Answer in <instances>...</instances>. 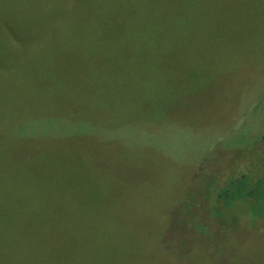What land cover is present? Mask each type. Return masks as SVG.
Returning a JSON list of instances; mask_svg holds the SVG:
<instances>
[{"label": "rangeland", "instance_id": "rangeland-1", "mask_svg": "<svg viewBox=\"0 0 264 264\" xmlns=\"http://www.w3.org/2000/svg\"><path fill=\"white\" fill-rule=\"evenodd\" d=\"M53 2L0 0V264H41L40 254L45 264H57L54 243L66 244L60 229L75 211L90 210L88 201L76 200L94 192L102 202L111 187L105 201L132 215L144 245L134 251L116 231L89 228L96 243L122 245L127 253L120 257L138 253V264H264V5L116 0L128 15L121 29L143 31L128 46L122 37L120 46L88 51L78 43L60 50L58 36L38 47L47 20L74 14L72 4L52 17ZM105 23L99 32L113 34ZM87 52L94 79L55 105L60 62L88 60ZM243 176L226 196L230 207L221 221L214 201Z\"/></svg>", "mask_w": 264, "mask_h": 264}, {"label": "trees", "instance_id": "trees-1", "mask_svg": "<svg viewBox=\"0 0 264 264\" xmlns=\"http://www.w3.org/2000/svg\"><path fill=\"white\" fill-rule=\"evenodd\" d=\"M240 1L241 0H238L239 3H241ZM259 1L264 5V0ZM115 3L116 0H82V3L80 2V0H54L52 17H54L55 14H59L64 6H71L72 4L74 14L70 19L56 17L55 20H47L45 22L44 29L40 30L41 41H38V47L42 46L43 44L49 45L51 42L54 43L55 39H57L58 36L60 40V50H67L72 44L78 43L86 45L87 50L89 51L91 50V47H96L94 45H99L101 48H106V46H120L117 42V38L124 37L128 40V38L133 33L132 38L129 42H126V39L124 40V38L122 39L125 42L124 46L130 45V42L133 40V36L137 33H141L143 30L134 28V26H132L131 31L128 29V27H126V30L121 29L122 24L128 18V15L126 14L125 10L118 8ZM155 4L156 3L153 4V7L155 6ZM102 7L104 9L103 17L101 12ZM110 7L117 8L119 10V13H117L115 16L105 14V9ZM20 13L24 20L23 29L27 30L29 8L26 2L22 3ZM105 18L107 19L108 25L112 26L114 31L113 34L99 32L101 28L107 26L105 23ZM48 28L51 29V33H49ZM70 28H72L73 30L83 29L84 31L81 33L70 32L68 31ZM120 29L123 33V36L120 32ZM57 34H59L60 36ZM76 49L78 48H75L73 50ZM73 50H70L68 53L70 54V52ZM85 56L88 57V60H75L69 58L60 62L65 66L60 68L57 72V78L59 79V82L54 85L55 105L62 107L64 101L73 100L77 96V87H81L82 89L88 87V85H86V82L94 79L96 64L93 60L90 59L92 53L87 52ZM0 57H3V53H0ZM64 70L71 71L74 74V77L72 79L65 78L63 76ZM84 70H88L91 73L89 78L81 75L82 71ZM69 83H72V87L69 86ZM93 86L94 84L92 85V87ZM1 106L3 105L0 104V107ZM8 115L10 116V118L16 116L10 111L8 112ZM83 136L87 135L81 133V135H79L78 137ZM234 161L239 162L237 165L243 164V162L241 163L240 157L236 158ZM231 174H233L232 171ZM255 174L256 172L253 174V176ZM245 178L246 177L244 176L238 178L235 177V179H232L228 183V185L226 187H223V189L218 193V196L214 201L215 205L217 206V209H215V213L217 215V218L221 221L223 220V218H225L224 214L230 207L229 203L225 201L226 196H228L229 192L232 190L233 185L236 182H242L245 180ZM247 179V183L250 182L251 184L252 178L250 176H247ZM250 184H248L249 187ZM116 192L117 191H115L114 195H117ZM109 193L113 195L112 187L108 193L104 194L103 198L101 199L102 202L95 199L96 196L94 192L91 193L92 196L90 197L76 200V203L79 202L80 204H84L88 201L86 204H88L90 210L86 215L82 214L80 210L75 211V214H71L68 217V219H70V226L66 225L68 229H60L62 231L60 235H64L66 238H64L62 241L66 244L58 246L59 243H54L52 257L54 256L56 258L57 264H138L141 261H136V257L139 255L138 253L133 254L132 258L120 257L119 255H125L127 253L126 250L122 249L123 244H125L127 247H130L134 251H137L139 249V245H144L145 242L143 239H141L143 229L141 227L140 231L136 233L133 226L132 215L128 214L125 210H117L116 207L112 206L113 204L105 201L106 199L110 200L112 198ZM237 199H242V197L239 196ZM232 201L233 200H230V202ZM85 205L83 206V208H85ZM103 208H105L104 212H101ZM106 209H108L109 212H105ZM97 215L100 216L98 217ZM101 221H103V223L105 224L112 223L113 228H110V226L102 227ZM131 225L133 227V231L130 228ZM90 226L99 229V231L105 230L103 231L104 233L111 230H114V232L116 231V236L119 241L122 242V245L120 246L118 244L112 243L108 244L107 240L102 242L103 245L96 243L94 241L95 237L93 236L95 235L94 229L89 228ZM226 227L231 228L228 226ZM83 230L85 231L83 232ZM97 231L98 230H96V232ZM149 234L150 236H152V232H149ZM56 252L57 255H55ZM45 258L46 256L40 254L41 264H45Z\"/></svg>", "mask_w": 264, "mask_h": 264}]
</instances>
